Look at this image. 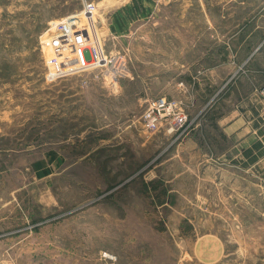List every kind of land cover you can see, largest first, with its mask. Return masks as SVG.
Instances as JSON below:
<instances>
[{
    "label": "rangeland",
    "instance_id": "374dc122",
    "mask_svg": "<svg viewBox=\"0 0 264 264\" xmlns=\"http://www.w3.org/2000/svg\"><path fill=\"white\" fill-rule=\"evenodd\" d=\"M233 1L171 0L121 36L101 0H0V264H264V158L215 126L264 117V2ZM66 16L119 57L54 77ZM158 96L178 129L143 124Z\"/></svg>",
    "mask_w": 264,
    "mask_h": 264
},
{
    "label": "built area",
    "instance_id": "2783aa9c",
    "mask_svg": "<svg viewBox=\"0 0 264 264\" xmlns=\"http://www.w3.org/2000/svg\"><path fill=\"white\" fill-rule=\"evenodd\" d=\"M83 7L84 11L92 12L95 10V3L93 1H85ZM71 18L72 16L61 18L55 24L54 29L56 32L47 36L46 39L48 40L46 45H49L50 48H55V52L45 59L47 65L54 66L57 64L60 54L67 56L64 59H70L69 55H72L76 61L73 65L64 66L62 69L57 68L54 77L74 73V70L90 69L94 66H99L98 63L103 61L111 63L115 57H119L116 56L117 53L103 52L104 49L101 44L98 45L87 40L85 34L77 29ZM62 50L65 53H62ZM71 66H74L75 69L68 71ZM185 117L177 101L168 99L165 96L149 99L142 113L143 124L151 129L162 122H169L172 124V129L174 127L178 129L184 123Z\"/></svg>",
    "mask_w": 264,
    "mask_h": 264
},
{
    "label": "crops",
    "instance_id": "0c3cea01",
    "mask_svg": "<svg viewBox=\"0 0 264 264\" xmlns=\"http://www.w3.org/2000/svg\"><path fill=\"white\" fill-rule=\"evenodd\" d=\"M101 1L104 2V11H105L104 13L109 11V16L107 18L109 19L108 26H110L111 30H119L121 36L123 35L128 36L131 30L133 29V28L131 29V27L134 21L146 19L147 17L153 15L155 11L159 9V6L161 7L162 5L169 4L171 0H101ZM225 1L226 2L232 1V4H234L233 0H225ZM125 6L127 7L126 9ZM130 15H133V17H135V20H131ZM144 22L143 23L141 22L142 23L141 25H146V23ZM240 24L241 27H239V24L235 26V30L237 29L236 34H239L241 30H245V29L249 30V28H251V30H256L257 28L255 23L254 24L250 23V21H244L241 22ZM184 26L187 27L188 23H185ZM154 77L158 78L160 76L155 75ZM251 102L252 101H249L248 105L246 104L243 107H241L242 105H238V107L236 106V109H233V111H236L235 115L233 112V114L227 119L225 116H221L220 118H218L219 120L218 119L215 120V126L217 127V129H219V132L222 133L221 135L226 136V139L230 138L233 146L237 145V152L235 157H238L241 153V150L239 149L238 145L240 144L241 136L246 135L245 133L252 132L256 135L254 136L255 137L254 139H259V137H257L256 128L252 126L253 122L255 121V114H253V118H252L253 121H247V122L243 121V123H241V116H243L241 112L245 111V109L243 110L241 108H245V106L246 107L248 106L250 109L252 108V110H255L258 113L257 115L261 117L260 114L261 112L257 111V108L254 107V105H252ZM262 107L264 109V104ZM242 127L244 128L247 127V129L243 135H240V131ZM249 144H250L249 142L247 143V145L245 144V147L248 146ZM261 158H264V155L261 156L258 160H260ZM257 161L255 163H257Z\"/></svg>",
    "mask_w": 264,
    "mask_h": 264
},
{
    "label": "trees",
    "instance_id": "16d2710c",
    "mask_svg": "<svg viewBox=\"0 0 264 264\" xmlns=\"http://www.w3.org/2000/svg\"><path fill=\"white\" fill-rule=\"evenodd\" d=\"M253 112L255 114V121L253 122L252 126L256 128L257 137H259V139L252 140L248 146L241 150V153L244 157V165L254 164L261 156L264 155V119L258 116L256 111ZM211 119L214 120L215 118Z\"/></svg>",
    "mask_w": 264,
    "mask_h": 264
}]
</instances>
